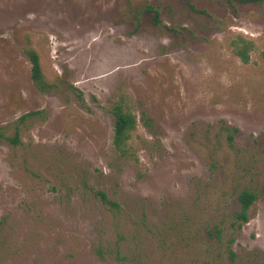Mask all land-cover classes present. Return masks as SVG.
I'll use <instances>...</instances> for the list:
<instances>
[{"label": "rangeland", "instance_id": "374dc122", "mask_svg": "<svg viewBox=\"0 0 264 264\" xmlns=\"http://www.w3.org/2000/svg\"><path fill=\"white\" fill-rule=\"evenodd\" d=\"M121 96L137 162L113 148ZM0 128V264H264V3L0 0Z\"/></svg>", "mask_w": 264, "mask_h": 264}, {"label": "trees", "instance_id": "16d2710c", "mask_svg": "<svg viewBox=\"0 0 264 264\" xmlns=\"http://www.w3.org/2000/svg\"><path fill=\"white\" fill-rule=\"evenodd\" d=\"M227 1L236 2L239 4L264 3V0H227ZM144 10L147 13L152 14L154 22L157 25L161 24L159 17L160 13L157 7L152 5H146L144 7ZM234 51L235 54L244 63L249 62L250 57H249L247 45H243V46L236 45ZM25 54L28 57L29 62L31 64V78L38 91L42 94H50L55 92L59 88V84L45 74L38 51L34 49L31 45H28L25 48ZM68 86L75 93H77L79 100L83 102L82 92L72 85H68ZM110 112L114 120V134H113L112 143L115 152L122 159L132 160L137 162L138 156L134 145L133 135L138 130V120L126 96H121L120 99L113 105ZM38 114L39 112H30L28 114L23 115L19 121L22 122L26 118L36 116ZM1 129L2 128H0V137H2L3 135ZM10 140L14 143L20 142L18 134H16L15 137L11 138ZM98 195L105 205L110 207H118L117 203L110 200L103 191H99ZM238 199L240 203V210L235 214V223H238V225L241 226L243 223H247L249 221V211L252 205L258 199V195L256 193L244 190L239 194Z\"/></svg>", "mask_w": 264, "mask_h": 264}]
</instances>
